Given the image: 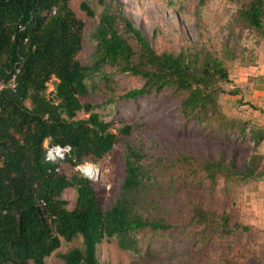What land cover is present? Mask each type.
Segmentation results:
<instances>
[{"label":"trees","instance_id":"obj_1","mask_svg":"<svg viewBox=\"0 0 264 264\" xmlns=\"http://www.w3.org/2000/svg\"><path fill=\"white\" fill-rule=\"evenodd\" d=\"M69 1L0 0V78L15 75L14 86L0 90V264H43L61 238L75 237L81 238L82 246L59 252L64 264H101L97 246L103 239L113 238L118 247L136 251L148 233L166 234L173 224L153 209L160 186L153 175L156 165L184 177L202 172L212 185L219 176L258 179L263 174L264 154L255 147L239 171L223 154L210 159L181 152L177 161L162 164L158 147L148 146L144 138L129 139L132 124L113 131L80 97L94 90L107 94L108 101L169 92L185 122L211 132L235 127L243 133L245 123L228 120L217 96L225 92L222 83L230 81L225 61L238 54L240 33L234 27L264 36V0H241L219 54L204 43L156 51L118 7L107 5L91 32L95 48L88 64L77 58L85 23ZM80 8L93 16L86 0ZM206 10L207 1L198 0L194 20L200 30L206 26ZM116 73L135 75L142 84L114 95L111 83ZM51 78L54 90L46 93ZM80 110L87 116L77 117ZM247 131L253 145L264 139V128L249 125ZM121 138L124 177L114 203L106 209L87 177L78 172L67 177L58 171L60 161L45 158L46 139L70 145L64 160L75 166L102 158ZM66 187L75 190L72 208L61 197ZM190 221L197 226L189 234L194 242L228 234L235 225L226 211L216 214L199 202L191 205Z\"/></svg>","mask_w":264,"mask_h":264},{"label":"rangeland","instance_id":"obj_2","mask_svg":"<svg viewBox=\"0 0 264 264\" xmlns=\"http://www.w3.org/2000/svg\"><path fill=\"white\" fill-rule=\"evenodd\" d=\"M81 1L70 0L69 4L75 15L85 23L82 47L77 54L83 64L91 60L95 48L91 32L97 24L99 13L107 5L118 7L143 32L156 51L179 48L190 43H204L219 54L222 43L227 39L228 25L241 3V0H206V26L200 30L194 20L198 0H103L102 3L99 0H86L94 11L93 16H88L80 8ZM234 28L240 37L237 39V57L225 61L229 78L237 65L246 64L252 54H260L264 41V36L247 27ZM113 77L111 85L116 90L114 95L142 84L139 77L128 73H116ZM54 81L51 78L47 83L46 93L54 90ZM222 86L225 92L217 96L220 109L234 124L245 123L243 133L235 127L211 132L209 128L203 129L197 124L185 122L180 116L178 101L169 92L126 100L115 96L113 101H108L107 94L94 90L96 92L92 91L80 98L82 102L91 103L111 124L113 131L118 132V128L124 124H132L129 139L138 142L144 138L148 146L158 147L162 154H159L162 164L167 160L177 161L176 156L181 152L210 159L223 154L226 159L233 160L235 169L239 171L243 169L254 147L258 153H262L264 146L261 143L253 145L247 131L249 125L259 124L261 118L238 98L236 91H231L234 89L231 80L223 82ZM86 116L83 110L77 112V117ZM124 144L121 138L102 158L82 162L94 165L98 170L94 180L88 179L102 209L114 203L123 181ZM148 161L153 159L149 158ZM76 165L72 166L62 160L58 171L67 177L75 172L81 174ZM153 175L160 184L155 189L156 202L153 209L159 211L174 227L162 236H151L148 233L136 251L118 247L113 238L103 239L97 246V258L101 264H264V237L261 229L254 224L251 228L248 223L251 220L252 179L237 175H231L228 179L219 176L216 184L212 185L202 172L184 177L173 168L160 165L155 166ZM61 197L66 200L68 208L74 206L73 187H66ZM193 202L201 203L216 214L226 211L230 224H235L231 232L215 234L205 242L192 241L189 234L197 228L190 221ZM81 246L80 237L70 241L61 238L59 247L44 258L43 264H64L58 253ZM30 264L34 263L31 261Z\"/></svg>","mask_w":264,"mask_h":264},{"label":"crops","instance_id":"obj_3","mask_svg":"<svg viewBox=\"0 0 264 264\" xmlns=\"http://www.w3.org/2000/svg\"><path fill=\"white\" fill-rule=\"evenodd\" d=\"M231 87L239 95L246 106L250 107L255 115L260 116L261 122L255 126L264 128V41L260 54H252L246 64H239L230 76ZM254 125V124H251ZM264 146V139L261 140ZM264 154V148H262ZM264 164V162H263ZM251 184V228L260 227L264 237V165L263 174L257 180L252 179ZM258 200V201H257ZM254 224V225H253Z\"/></svg>","mask_w":264,"mask_h":264},{"label":"built area","instance_id":"obj_4","mask_svg":"<svg viewBox=\"0 0 264 264\" xmlns=\"http://www.w3.org/2000/svg\"><path fill=\"white\" fill-rule=\"evenodd\" d=\"M15 81V75H11L7 80L4 78H0V90L5 88L6 86L13 87ZM45 147V158L49 161H62L64 160L71 151V147L68 144H57V143H50L48 139L44 142ZM77 169L80 171L82 175L85 177L94 180L97 177L98 170L91 164H80L76 165ZM89 169H92L89 170ZM93 171L96 172L95 176H93Z\"/></svg>","mask_w":264,"mask_h":264},{"label":"bare ground","instance_id":"obj_5","mask_svg":"<svg viewBox=\"0 0 264 264\" xmlns=\"http://www.w3.org/2000/svg\"><path fill=\"white\" fill-rule=\"evenodd\" d=\"M89 170H91V171H92V169H89ZM95 174H96V172H95V171H93V176H92V177H94V176H95Z\"/></svg>","mask_w":264,"mask_h":264}]
</instances>
